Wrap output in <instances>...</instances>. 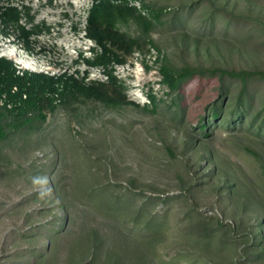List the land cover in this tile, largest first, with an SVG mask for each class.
Listing matches in <instances>:
<instances>
[{
  "label": "rangeland",
  "instance_id": "1",
  "mask_svg": "<svg viewBox=\"0 0 264 264\" xmlns=\"http://www.w3.org/2000/svg\"><path fill=\"white\" fill-rule=\"evenodd\" d=\"M14 1L50 33L27 47L8 28L0 56L34 73L111 72L129 105L57 102L6 129L0 264H264V81L196 74L171 92L159 73L264 71V0H143L162 10L149 34L119 29L154 46L106 67L83 62L101 52L83 33L92 0Z\"/></svg>",
  "mask_w": 264,
  "mask_h": 264
},
{
  "label": "trees",
  "instance_id": "2",
  "mask_svg": "<svg viewBox=\"0 0 264 264\" xmlns=\"http://www.w3.org/2000/svg\"><path fill=\"white\" fill-rule=\"evenodd\" d=\"M139 2L140 8L132 5ZM142 10L149 13L142 14ZM162 10L150 9L143 4V0H92L87 12L84 36L92 41L101 52L91 49L90 58H83L88 67L121 65L124 56L134 51L142 50L144 46H154L150 39L132 38L119 29L133 21L147 36L154 23L159 20ZM24 20V23H22ZM15 29L26 46L28 39L41 34L49 35L50 28L45 23H36L35 16L30 15L29 7L15 3L14 0H0V33L9 37L7 29ZM28 47V46H27ZM81 56V55H78ZM161 83L169 91L180 89L183 82L196 74L218 76L221 80L238 81L245 89L248 80L259 78L264 81V71L245 70H202L184 68L173 70L167 65L159 68ZM105 80H87V74L79 76V72L72 74L62 72L57 75L34 73L20 69L15 64L0 56V139H4L9 130H20L30 124L33 119H45L44 111H53L56 103H69L79 99H93L111 108L129 105L124 96L123 83L116 79L111 72L104 73ZM224 94L226 91L221 89ZM154 104V97H149ZM245 103V100L242 103ZM218 116V109H214L210 118ZM202 129L205 128L203 124Z\"/></svg>",
  "mask_w": 264,
  "mask_h": 264
}]
</instances>
